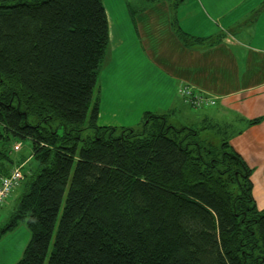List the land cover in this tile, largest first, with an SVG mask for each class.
Masks as SVG:
<instances>
[{"label":"trees","instance_id":"16d2710c","mask_svg":"<svg viewBox=\"0 0 264 264\" xmlns=\"http://www.w3.org/2000/svg\"><path fill=\"white\" fill-rule=\"evenodd\" d=\"M108 47L103 0H0V174L24 182L0 237L20 221L30 232L15 264H264V209L232 124L172 110L97 124Z\"/></svg>","mask_w":264,"mask_h":264},{"label":"crops","instance_id":"0c3cea01","mask_svg":"<svg viewBox=\"0 0 264 264\" xmlns=\"http://www.w3.org/2000/svg\"><path fill=\"white\" fill-rule=\"evenodd\" d=\"M175 1L141 0L133 7L123 0L124 10L111 25L104 5L110 44L104 69L113 102L101 94L97 124L135 126L145 112L168 110L171 120L193 125L254 120L245 140H259L264 148V0ZM179 32L204 40L189 45ZM182 86L214 104L193 107L178 93ZM204 108L215 110H191Z\"/></svg>","mask_w":264,"mask_h":264},{"label":"rangeland","instance_id":"374dc122","mask_svg":"<svg viewBox=\"0 0 264 264\" xmlns=\"http://www.w3.org/2000/svg\"><path fill=\"white\" fill-rule=\"evenodd\" d=\"M105 1V6L108 9L110 25L115 21L117 16L120 17L121 12L124 10L123 0H103ZM141 0H125L130 3L133 7H138ZM110 45V44H109ZM106 74V68L100 70L99 85H100V97L102 94L103 101L112 103L113 97H111L110 92L108 93V76ZM101 81L103 89L101 87ZM118 101V100H117ZM115 103V101H114ZM112 105V104H111ZM123 103L119 101L116 109L121 110ZM193 112L200 113L205 111L206 113H213L215 109H191ZM118 117H121V113H118ZM116 119V118H115ZM112 124H116V120H113ZM99 122V121H98ZM199 124H194L198 126ZM118 126V125H116ZM246 124H232V134L229 141L237 150L247 164L252 168L251 179L254 184L253 195L257 204V207L261 210L264 209V148H259L261 141L256 140L254 142H248L245 140ZM61 129H59L60 131ZM238 130L240 132L238 133ZM259 133L264 134V128L260 127ZM87 134V133H86ZM19 145V149L14 153V157L18 159V156H27L30 153L29 141L21 140L19 142H13L12 148ZM37 163L35 160H30L25 162L23 165V171H35ZM28 178V176H27ZM26 178V179H27ZM24 183V182H23ZM23 183L21 187L14 192V198L23 192ZM1 209L0 211V227H2L6 222L8 215L11 211V206ZM30 238V232L24 221H20L13 229L6 231L3 237H0V264H15L22 256L23 250L28 243Z\"/></svg>","mask_w":264,"mask_h":264},{"label":"built area","instance_id":"2783aa9c","mask_svg":"<svg viewBox=\"0 0 264 264\" xmlns=\"http://www.w3.org/2000/svg\"><path fill=\"white\" fill-rule=\"evenodd\" d=\"M178 93L183 95L187 102L195 108L214 104V99L206 97L187 86L180 87ZM22 178V173L18 168L13 169L9 175L0 174V207L13 201L14 192L20 186Z\"/></svg>","mask_w":264,"mask_h":264}]
</instances>
